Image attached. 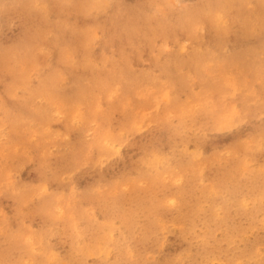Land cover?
<instances>
[{"label":"rangeland","instance_id":"rangeland-1","mask_svg":"<svg viewBox=\"0 0 264 264\" xmlns=\"http://www.w3.org/2000/svg\"><path fill=\"white\" fill-rule=\"evenodd\" d=\"M0 249L264 264V0H0Z\"/></svg>","mask_w":264,"mask_h":264},{"label":"bare ground","instance_id":"bare-ground-1","mask_svg":"<svg viewBox=\"0 0 264 264\" xmlns=\"http://www.w3.org/2000/svg\"><path fill=\"white\" fill-rule=\"evenodd\" d=\"M229 3V2H228ZM234 5V4H233ZM237 20V19H236ZM236 20H234L235 22H236ZM208 23V22H207ZM241 26V25H240ZM239 27V26H238ZM235 30H237L236 28H235ZM241 32H242V30H241ZM232 34V33H231ZM238 34V33H237ZM236 34V35H237ZM213 35H214V33H213ZM248 35V34H247ZM218 36V35H217ZM222 35H220V37H221ZM244 37V36H243ZM242 37V38H243ZM222 38V37H221ZM240 38V37H239ZM248 38V37H247ZM216 39V38H215ZM238 39V38H237ZM234 46V45H233ZM95 152H96V150H95ZM97 155V154H96ZM96 160V159H95ZM97 160H98V158H97ZM93 161V160H92ZM97 166V165H96ZM98 167H99V165H98ZM156 192V191H155ZM196 192H198V191H196ZM130 194V192L128 193V195ZM139 194H140V192H139ZM199 194H200V191H199ZM87 195V194H86ZM133 196V195H132ZM157 196V195H156ZM134 197V196H133ZM140 197V196H139ZM131 198V197H130ZM138 200H139V198H138ZM143 201V200H142ZM141 201V202H142ZM112 202V201H111ZM115 202V201H114ZM113 202V203H114ZM119 202V201H118ZM146 203V202H145ZM148 203V202H147ZM128 207V206H127ZM113 208V207H112ZM118 208V207H117ZM130 208V207H129ZM110 209V208H109ZM108 210V209H107ZM126 210V209H125ZM115 213H117V212H115ZM34 214V213H33ZM130 215H131V213H130ZM228 215V214H227ZM120 216H121V218H123L122 217V214H120ZM131 217V219H132V216H130ZM124 218H125V216H124ZM253 218V217H252ZM125 221V220H124ZM212 224V223H211ZM61 225V224H60ZM203 226V225H202ZM227 226V225H226ZM62 226H60L59 228H61ZM184 227V226H183ZM143 234V233H142ZM63 236V235H62ZM85 236V235H84ZM137 236V235H136ZM184 236V235H183ZM86 237V236H85ZM84 237V238H85ZM141 237V236H140ZM142 238V237H141ZM232 239H233V237H232ZM229 240V239H228ZM12 243V242H11ZM249 243V242H248ZM11 245V244H10ZM14 247V246H13ZM212 247V246H211ZM210 248V247H209ZM14 249V248H13ZM1 250V249H0ZM16 250V249H15ZM19 250H21V249H19ZM220 250V249H219ZM172 251V250H171ZM176 251V250H175ZM8 252V251H7ZM9 252H11V249H10V251ZM14 252H16V251H14ZM17 252H18V250H17ZM22 252V251H21ZM20 251H19V253H20V255L22 254ZM13 252H11L10 254H12ZM19 253H17V254H19ZM171 253V252H170ZM194 253V252H193ZM196 253V252H195ZM6 254H8V253H6ZM20 255H18L19 257H20ZM3 256H4V254H3ZM10 256H12V255H10ZM166 256H168V255H166ZM226 256V255H225ZM164 257H165V255H164ZM172 257V256H171ZM202 257V256H201ZM16 258H17V255H16ZM16 258H15V256L13 255V258L12 259H14V260H16ZM162 258H163V255H162ZM205 258V257H204ZM35 259H36V257H35ZM243 259V258H242ZM2 260V259H1ZM0 260V261H1ZM206 259H204V261H205ZM209 262V261H208ZM163 264H164V262H163ZM166 264V263H165ZM173 264V263H172ZM187 264V263H186Z\"/></svg>","mask_w":264,"mask_h":264}]
</instances>
